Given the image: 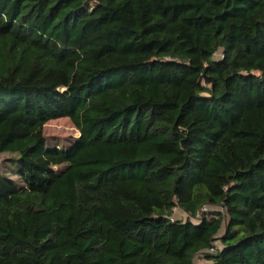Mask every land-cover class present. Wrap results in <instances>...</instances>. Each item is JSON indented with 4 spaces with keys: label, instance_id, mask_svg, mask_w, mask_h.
<instances>
[{
    "label": "trees",
    "instance_id": "1",
    "mask_svg": "<svg viewBox=\"0 0 264 264\" xmlns=\"http://www.w3.org/2000/svg\"><path fill=\"white\" fill-rule=\"evenodd\" d=\"M5 152L0 264H264V0H0Z\"/></svg>",
    "mask_w": 264,
    "mask_h": 264
},
{
    "label": "rangeland",
    "instance_id": "2",
    "mask_svg": "<svg viewBox=\"0 0 264 264\" xmlns=\"http://www.w3.org/2000/svg\"><path fill=\"white\" fill-rule=\"evenodd\" d=\"M216 57L218 58V54L216 55ZM43 131L45 137L47 138V147L54 146L55 144H70L75 138H78L80 136L79 131L69 118H60L57 120L50 121L44 126ZM0 167L8 178L12 179L17 184L21 182L18 173V170L20 168V159L17 154L6 152L3 153L0 159ZM175 216L187 217V215L181 213L179 209L176 210ZM194 221L198 222L199 220L196 219ZM216 244L219 247L221 246L219 242H217ZM195 261L197 264H209L205 262L206 260L202 255L196 256Z\"/></svg>",
    "mask_w": 264,
    "mask_h": 264
},
{
    "label": "built area",
    "instance_id": "3",
    "mask_svg": "<svg viewBox=\"0 0 264 264\" xmlns=\"http://www.w3.org/2000/svg\"><path fill=\"white\" fill-rule=\"evenodd\" d=\"M208 210H209V207L208 206H204L199 214H202V212H205V211H208ZM211 251H214V248H212Z\"/></svg>",
    "mask_w": 264,
    "mask_h": 264
},
{
    "label": "crops",
    "instance_id": "4",
    "mask_svg": "<svg viewBox=\"0 0 264 264\" xmlns=\"http://www.w3.org/2000/svg\"><path fill=\"white\" fill-rule=\"evenodd\" d=\"M205 262L209 263L207 260H206ZM195 263H196V261H195ZM196 264H197V263H196Z\"/></svg>",
    "mask_w": 264,
    "mask_h": 264
}]
</instances>
